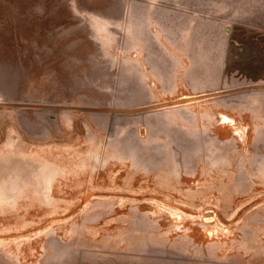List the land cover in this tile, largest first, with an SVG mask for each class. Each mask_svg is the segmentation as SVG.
<instances>
[{"label": "rangeland", "instance_id": "obj_1", "mask_svg": "<svg viewBox=\"0 0 264 264\" xmlns=\"http://www.w3.org/2000/svg\"><path fill=\"white\" fill-rule=\"evenodd\" d=\"M0 264H264V0H0Z\"/></svg>", "mask_w": 264, "mask_h": 264}, {"label": "crops", "instance_id": "obj_2", "mask_svg": "<svg viewBox=\"0 0 264 264\" xmlns=\"http://www.w3.org/2000/svg\"><path fill=\"white\" fill-rule=\"evenodd\" d=\"M204 29V28H203ZM203 34L205 31L203 30ZM176 50L179 52H189V51H202V54L198 55L195 59L192 57L190 61L184 60V53H180L178 55V60L173 62L172 68V76H174L175 82H188L192 89L198 90V92L204 93L206 90V86L210 83V44L209 43H198V42H190V43H178L176 46ZM207 52V53H206ZM161 63L160 65L153 66L149 72L156 75L159 73L160 68H167L169 64ZM207 84V85H206Z\"/></svg>", "mask_w": 264, "mask_h": 264}]
</instances>
